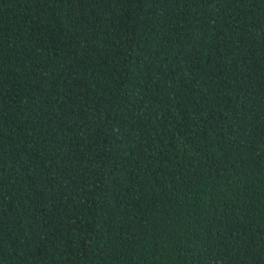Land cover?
I'll return each mask as SVG.
<instances>
[{
    "label": "trees",
    "instance_id": "obj_1",
    "mask_svg": "<svg viewBox=\"0 0 264 264\" xmlns=\"http://www.w3.org/2000/svg\"><path fill=\"white\" fill-rule=\"evenodd\" d=\"M0 264H264V0H0Z\"/></svg>",
    "mask_w": 264,
    "mask_h": 264
}]
</instances>
